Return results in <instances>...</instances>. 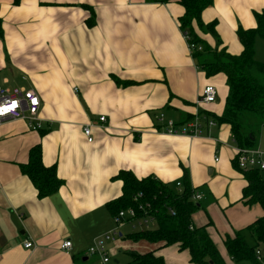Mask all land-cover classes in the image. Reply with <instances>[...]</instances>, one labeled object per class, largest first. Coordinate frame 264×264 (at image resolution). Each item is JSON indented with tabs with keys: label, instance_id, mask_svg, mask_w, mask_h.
<instances>
[{
	"label": "crops",
	"instance_id": "crops-1",
	"mask_svg": "<svg viewBox=\"0 0 264 264\" xmlns=\"http://www.w3.org/2000/svg\"><path fill=\"white\" fill-rule=\"evenodd\" d=\"M263 10L264 0H214L202 20H215L218 35L196 24L195 30L212 49L237 55L243 50L238 28H255ZM183 13L178 0H0V87L33 88L42 101L39 130L22 119L0 121V264H98L88 248L117 228L108 203L123 195L122 170L156 177L179 192L187 172L202 194L193 225L205 227L226 263L236 264L225 240L264 211L243 201L247 180L234 164L231 126L206 123L224 113L229 89L224 74L208 76L197 66L180 27ZM208 84L217 88V100L197 106ZM198 113L201 136L164 132L161 114L182 127ZM90 121L92 142L83 134ZM36 145L44 164L56 165L64 180L41 198L21 167ZM150 224L156 226L155 219ZM149 227L126 219L118 235L104 241L108 264L150 251L167 264L166 246L133 237ZM65 239L72 241L69 251L60 248ZM28 240L33 247H25ZM172 245L173 259L180 260L182 249Z\"/></svg>",
	"mask_w": 264,
	"mask_h": 264
},
{
	"label": "trees",
	"instance_id": "trees-1",
	"mask_svg": "<svg viewBox=\"0 0 264 264\" xmlns=\"http://www.w3.org/2000/svg\"><path fill=\"white\" fill-rule=\"evenodd\" d=\"M178 1L184 7V13L179 18L181 29L189 36V43L203 47L201 51L192 52L198 62L197 66L208 76L218 73L226 76L229 91L224 113L221 116H212L218 124L226 123L231 126L236 145L253 147L254 133L244 132L243 127L246 123L245 117L250 114H260L261 121L264 122V63L255 58L256 38L264 39V10L256 13L255 28H238L237 35L243 50L235 55L229 53L226 48L212 49L195 30L194 24L202 31L218 35L215 20L210 23L202 20V12L211 6L214 0ZM0 34L2 35L1 19ZM217 41L220 42L219 39ZM206 52L212 53L213 57L204 59ZM234 164L238 167L236 160ZM21 167L22 172L36 187L40 198L58 191L64 184V180L58 176L56 165L44 164L41 145L30 149L29 161ZM244 175L247 180L243 190L244 203L258 204L264 211V179L261 173L257 170H247ZM117 178L123 180V195L108 203L112 213L118 214L122 209L134 207L139 217L151 215L155 219V229L134 233V238H146L164 246L178 244L180 249L189 250L190 261L196 264H227L206 228L196 227L192 223L198 201L193 199L195 190L189 184L187 172L180 192L153 176L139 179L132 172L122 170ZM138 193L142 195L135 199ZM172 210L175 214H172ZM244 231L250 234L253 244L247 241ZM225 247L236 264H262L257 258L256 250L261 247L264 249V214L246 228L235 232L233 237H228ZM126 264L166 263L162 256L150 251L144 254L132 253V260Z\"/></svg>",
	"mask_w": 264,
	"mask_h": 264
},
{
	"label": "built area",
	"instance_id": "built-area-1",
	"mask_svg": "<svg viewBox=\"0 0 264 264\" xmlns=\"http://www.w3.org/2000/svg\"><path fill=\"white\" fill-rule=\"evenodd\" d=\"M190 51H201L203 50L202 45H197L189 43V36L185 34ZM77 88H75L76 90ZM218 91L217 88L212 85H206L201 93L199 94L196 105L202 106L204 104L214 103L217 100ZM42 101L38 92L33 88L25 87H0V121L6 119H22L28 123V126L32 130H39L42 128V119L40 115ZM160 120L163 121L165 128V133L169 135H184L190 137H199L203 133V124L201 123V114L196 115L194 121L186 123V125L179 127L177 123L173 120L165 121L164 115H160ZM99 123L104 124L107 122V118L102 115L98 119ZM208 126H214L217 124L214 119H206ZM94 122L90 121L83 127V134L89 142L94 141L92 128L94 127ZM159 131V129H158ZM235 159L238 164L239 169L247 170H257L264 177V146L262 147H241L239 145L235 146ZM216 160L218 158L216 157ZM178 186L181 185L180 182L177 183ZM142 194L139 193L138 197ZM136 196V199L138 198ZM193 199L199 201L202 199V194L199 191H194ZM149 205V204H147ZM143 206L141 205V208ZM172 214L175 212L172 210ZM132 219L139 221L141 224L149 226L151 221L154 220L153 216L146 215L139 217L137 211L134 207L128 209L120 210L115 216V222L117 228L110 233L106 234L104 237H97L93 244L88 248V252L91 255L99 256L100 261L98 264H108L110 262V257L106 252L104 241L108 238H113L118 235L119 228L125 223L126 219ZM34 244L31 240L25 242V247H33ZM60 248L65 251L72 249V241L70 239H65L61 242ZM257 258L264 264V251L260 248L256 250Z\"/></svg>",
	"mask_w": 264,
	"mask_h": 264
},
{
	"label": "rangeland",
	"instance_id": "rangeland-1",
	"mask_svg": "<svg viewBox=\"0 0 264 264\" xmlns=\"http://www.w3.org/2000/svg\"><path fill=\"white\" fill-rule=\"evenodd\" d=\"M258 38L260 39V41H262L261 37H258ZM258 38H256V39H258ZM212 57H213L212 53L206 52L203 58L204 59H211ZM256 58L260 59V60H264V44L258 45V47L256 49ZM255 115L256 114H250L249 117H245V120H246L245 122L246 123H245V125L243 127V131L244 132H251V131L254 132V135L256 136V141L254 142V147L258 146L261 143L260 142L261 140H264V124H261L262 121H261V118H260L261 117L260 114H257L256 117H255ZM262 118H264V116H262ZM138 195L139 194H137L136 196L138 197ZM129 227L130 226L128 225L125 228H123L124 232H126L129 229ZM136 227L138 228L139 226H136ZM155 227H156L155 225H153V224L151 225L150 224V227L147 228V229L148 230H153V229H155ZM130 229H132V228H130ZM245 235H246L247 241L253 243L252 239L248 236V233L246 231H245ZM173 246L175 247V245H167L166 247H164L165 254L168 256V257H166L167 264H178V262H181V264H188V259H189L188 258L189 257L188 251L189 250L183 249L182 251H179L180 260H174L172 255H175L173 251L176 248H174ZM220 248H221L222 252H226V250H225L223 245H220ZM261 249L264 250L262 247H261ZM160 252L162 254H164V251H160ZM171 252H173V253H171ZM114 260H116V257H113V262H111V264H116L114 262ZM190 264H196V263L191 262Z\"/></svg>",
	"mask_w": 264,
	"mask_h": 264
}]
</instances>
